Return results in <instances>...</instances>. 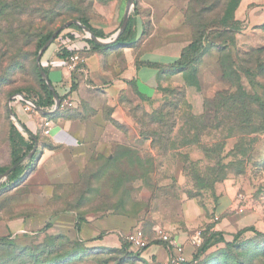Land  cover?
Instances as JSON below:
<instances>
[{"label": "rangeland", "instance_id": "obj_1", "mask_svg": "<svg viewBox=\"0 0 264 264\" xmlns=\"http://www.w3.org/2000/svg\"><path fill=\"white\" fill-rule=\"evenodd\" d=\"M240 2L191 0L188 15L200 30L224 28L230 21L232 24ZM112 4L113 0H0V139L11 123L17 125L8 113V105L11 107L13 101L20 99L19 94L28 99L25 94L43 93L38 71L43 53L40 51L52 33L62 25L60 31L67 26L83 31L75 22L65 25L80 18L90 24L93 20H108ZM97 6L105 12H98ZM235 27L233 34L215 36V42L227 45L224 57H238L239 67L251 69L255 84L242 88L226 63L232 83L224 94L205 100L199 114L184 105L185 110L176 116L171 105L146 112L140 95L132 91L112 104L105 94L86 82H70L67 101L71 104L63 110L70 119L87 118L92 123L90 130L94 131L82 146L70 151L77 166L74 179L53 180L39 194L29 182L35 170H27L17 183L0 191V214L4 219L39 220L48 216L50 221L41 229L0 236V264H143L128 250L121 236L124 231L119 235V245H92L69 234L50 233L48 226L65 217L73 220V229L78 230L81 223L103 216L116 215L127 220L128 216L139 217L162 198L163 204L172 205L174 196L180 193L170 187V180L161 177L168 172L164 167L168 159L163 157L196 142L199 129L211 125L224 126L226 132L222 136L232 138L228 146L233 139L243 138L247 148L234 155L242 162L225 170V166H219L215 172L218 176L227 172L237 187L235 204L220 214L210 212L209 230L205 224L193 227L191 236L197 230H201V236L199 243L192 245L187 264H264V70L257 69L255 61L259 55L250 51L264 46V22L255 27L258 29L254 47V41L238 39L240 26ZM260 57H264V52ZM177 121L180 125L176 127ZM23 157L19 163L26 161ZM188 183L195 187L197 180ZM224 219L226 223L221 224ZM139 224L147 235L143 222ZM211 231L221 235L214 238L205 252L198 253Z\"/></svg>", "mask_w": 264, "mask_h": 264}, {"label": "crops", "instance_id": "obj_2", "mask_svg": "<svg viewBox=\"0 0 264 264\" xmlns=\"http://www.w3.org/2000/svg\"><path fill=\"white\" fill-rule=\"evenodd\" d=\"M189 1L134 0L129 9L128 0H113L111 18L92 21L91 25L102 32L101 36H97L99 40L92 39L84 30L67 26L56 39L49 42L40 60L54 91L61 100L68 98L70 82L81 80L105 94L112 104H117L123 95L132 91V94L140 95L144 110L150 113L173 99L172 92L181 88L184 92L182 101L192 113L199 114L205 100L228 89L230 84L223 76L220 53L213 46H206L196 62L191 65L183 69L172 67L179 60L182 50L196 35L194 27L187 20ZM97 7L98 12H105L101 6ZM126 12L128 19H131L129 39L127 37L125 41L118 43L117 39L121 34L115 40L114 37ZM235 19L241 22L238 25V39L246 43L254 41V47L255 32L258 29L255 27L264 22V0L260 3L255 0H241L235 12ZM68 34L73 37H68ZM203 43L206 44V41ZM94 44L99 46L94 47ZM63 51L72 52L69 55L77 53L83 58L78 70L71 72L68 67L69 55H59ZM74 75H77L76 79ZM242 82L249 84L245 75L242 76ZM53 104L50 107L36 104L38 108L25 109L24 102L18 99L11 105L18 130L26 139L31 138L29 133L33 134L37 141L33 156H24L26 161L23 163L31 162L30 170L35 171L29 176L30 187L39 194L50 186L48 184L53 180L74 179L77 166L70 151L82 146L83 142L89 139L90 132L94 131L90 130L92 123L90 124L87 118L70 119L63 107L53 110ZM183 110L180 106L176 114L180 115ZM45 120H50L48 133L44 132L47 127ZM178 123L177 121L176 127L180 125ZM225 132L226 129L221 125L203 127L196 142L178 147L163 157L168 159L167 163L164 162L168 172L161 174V177L170 180V187L179 189L180 193L174 196L172 205L163 204L160 201L164 200L162 198L139 217L128 216L127 220L116 215L103 216L81 223L78 230L73 229V220L59 217L48 226L50 233L69 234L74 239L92 245H119L121 231L127 233L137 226L143 228L139 224L143 222L150 244L139 251L137 261L143 264H157L167 261L168 250L154 233L156 223L177 236L186 256L189 257L193 248L190 240L193 227L212 225L211 216L208 215L210 212L214 210L216 214H220L235 204L237 187L233 185L229 175L214 179L213 172H210L213 166H219L222 162L227 163L232 159L230 155L235 147H238L237 139H233L232 144L228 146L229 139L232 138L222 136ZM98 133L97 130L96 134ZM11 162V145L7 130L5 137L0 139V167H9ZM187 165H195L197 172L188 170ZM196 175L201 178L208 177L212 184L189 186L188 182L196 180ZM7 181L8 176L2 177L0 185ZM189 188L192 190H188ZM3 216L0 214V236L22 234L50 224L48 216L39 220L4 219ZM225 223L226 219L221 222ZM34 224L38 225L34 227ZM128 250L136 251L131 246Z\"/></svg>", "mask_w": 264, "mask_h": 264}, {"label": "trees", "instance_id": "obj_3", "mask_svg": "<svg viewBox=\"0 0 264 264\" xmlns=\"http://www.w3.org/2000/svg\"><path fill=\"white\" fill-rule=\"evenodd\" d=\"M190 3H191V0L189 1V7H188V11H187V20L194 27L196 35H195V38L193 39V41L191 43H189L182 50L179 60L176 61L175 64L172 65V67H175L176 69H183V68L191 65L192 63L196 62V60L200 56L202 50L206 46H213L220 53L219 59H220V64H221L222 70H223V76L229 82V84H231L232 82L228 79V76H227V68L228 67H227L226 63H228L230 66L229 68L232 69V72H233L234 77H235L234 81L236 83H238L240 86H242V88H246L245 84L242 82V76L245 75L250 86L252 87V85L255 83L253 82V79L251 78L252 77L251 76V73H252L251 69H249L248 67H245V66L239 67L237 64L238 61L236 60L238 58L236 54H235V56L237 57L236 59L232 58L233 56L230 58L229 55H228L229 57H224V55H226L224 53H226L225 51H226L227 45H223V44L219 45L215 42V38H216L215 36H217L218 38H221V37L223 38V35H225L226 33H232L233 34V32H235V30H236L235 26L239 25V22L236 21V19L234 18L235 20L233 19V22H232L234 28H233V26L231 27L232 24L230 25V23H231V21H230L229 24L226 25L224 28H219V29L211 28L208 31L205 28L200 30L197 28V25L194 24L189 18L188 12L190 9ZM79 21L84 26H86L94 35H96V36L102 35V32L95 29L87 21V19L80 18ZM70 26H72V25H70ZM75 27H77V26H75ZM130 30H131V19L129 18L128 22H127V26L125 27V29L121 33V35L118 37L117 42L121 43V42L125 41L127 39V37L129 39ZM60 32H62V31H60ZM60 32L56 35V37L58 35H60ZM67 36L73 37L72 34H68ZM204 41H206V44L203 43ZM98 46H99L98 44H94V47H98ZM250 51L255 52V54L259 55V57L257 56L256 61H255L257 64V69L264 70V57H260L261 52H264V46H260V47H257L255 49H251ZM70 53H72V52L63 51L59 55L66 57ZM240 65H243V63H241V61H240ZM44 71H45V69H44ZM39 78H40L43 93H41L40 95H36V96H33V95L27 96L25 94V97L33 100L36 104H38L40 106L50 107L54 103L53 93L48 88L45 81L42 79L40 73H39ZM227 90L228 89L218 92L214 97L219 96L220 94H224ZM183 93H184L183 89H181V88L175 89L172 92L173 99L164 103L158 109H160V108L162 109V108H165V107H168L171 105V106H173V110H174V113L176 116L177 115L176 110L179 109L180 106L182 108H183V105L187 106V104L182 101L183 100L182 99ZM59 99H61V98H59ZM186 108H188V107H186ZM211 126H214V125H211ZM201 128H203V127H201ZM200 129H199V131H200ZM199 131H198V135H199ZM229 131H230V128H229L228 132ZM8 139H9L10 145H11V154H12L11 165L21 161L22 157L24 155H26V153H28L29 150H31L33 145H34V141L31 138H28V139L24 138V136L18 130L16 125H14L13 123L10 124L9 129H8ZM197 139H198V137H197ZM246 148H247V145L245 144L243 138L239 139L238 140V147L236 146L234 151L230 155V157L233 156L232 159H229V161L227 163L222 162L219 165L220 168L222 169V166H225L224 167V170H225L226 167H229V165H231V164H236V162L237 163L242 162V160L238 159V156L234 157V155L238 154L237 152H239V150H241L240 152L242 153V150H244ZM31 166H32V164L30 163V161L27 163H18L8 174V181L3 182L0 185V191H2L5 188L9 189L10 186L17 183L20 180V178L25 175L26 171L31 169ZM191 166H194V168H193L194 170L192 169L190 171L196 173L197 172L196 166L195 165H191ZM219 166H213L210 170L211 173L213 172V175L215 177L214 179L222 178V177L226 176V174H227V172L226 173L224 172L223 175H221V176L216 175L215 172L217 173V169ZM7 168L8 167H0V174L3 173ZM195 177L197 180V185H199V186L204 185L205 182H212V180L208 179V177L201 178L200 175H196ZM205 185H207V184H205ZM211 226L212 225L207 226V229L209 230ZM205 230H206V228H205ZM220 235H221L220 232L211 231L209 233V236L205 237L203 244L198 248V253L205 252L208 249V247L210 246V244L214 241V238L219 237ZM125 244L129 248V244H127V243H125ZM133 252L135 255L139 254V251H133ZM186 264H187V262H186Z\"/></svg>", "mask_w": 264, "mask_h": 264}, {"label": "built area", "instance_id": "obj_4", "mask_svg": "<svg viewBox=\"0 0 264 264\" xmlns=\"http://www.w3.org/2000/svg\"><path fill=\"white\" fill-rule=\"evenodd\" d=\"M83 62V58L78 55L77 53H73L68 56V67L71 70V72H74L78 70L81 67V64ZM24 102V108L30 109L34 107V101L20 98ZM71 103L67 101V98H64L63 100L60 99V105L59 108L64 107L66 105H70ZM50 120H45L44 124L47 126L44 129L45 133L49 132L48 124ZM215 218L217 216L215 215ZM154 233L157 236L159 240H161L168 250V259L165 262H158L157 264H185L188 261V257L185 254L184 247L182 243L178 241V238L175 234L170 233L166 229H164L162 226H155L154 227ZM201 236V230H197L195 234L191 238L192 244L199 243ZM124 241L129 244V246L136 249V251H141L145 249L149 245V238L146 235L145 231L141 226L135 227L130 232H127L124 234Z\"/></svg>", "mask_w": 264, "mask_h": 264}, {"label": "water", "instance_id": "obj_5", "mask_svg": "<svg viewBox=\"0 0 264 264\" xmlns=\"http://www.w3.org/2000/svg\"><path fill=\"white\" fill-rule=\"evenodd\" d=\"M133 1H134V0H128V7H129V9H130L131 6L133 5ZM73 22L77 23V25H78L81 29H83L85 32H87V33L89 34V36H90L92 39H94V40H99V38H98L97 36H95V35H94V34H93V33H92V32H91L86 26H84L82 23H80V21H77V20L68 21L65 25H68V24L73 23ZM127 22H128V12H126V14H125V16H124V18H123V20H122V23H121V25H120V27H119V29H118V31H117L115 37H114V40H115V39H116V38H117V37H118V36L124 31L125 27L127 26ZM62 27H64V25L60 26L56 31H54V32L52 33V35H51L49 41L47 42V44H49V42L55 38V36H56V35L58 34V32L62 29ZM114 40H113V41H114ZM47 44H45V45L42 47L40 53L43 52V51L45 50V48L47 47ZM39 59H40V54L37 56V61H39ZM38 71H39L41 77L45 80V82H46L48 88H49V89L52 91V93H53V98H54L53 110H56V109L59 108V105H60V99H59V96H58V94L54 91V88H53L52 84L50 83V81H49V79H48V76H47L46 72L44 71V69H43L41 66H38ZM19 96H20V98H24V97H23L22 95H20V94H19ZM8 102H9V101H8ZM34 107L38 108V106H37L35 103H34ZM8 113H9L11 119L15 121V116H14V113H13L11 107H10V104L8 105ZM29 134H30L32 140L34 141V145H33L32 149L29 151V153L27 154V156H26L25 158H27V157H31V156L34 154V152H35V150H36V146H37V141H36L35 136H34L33 134H31V133H29ZM19 162H20V161H19ZM19 162L12 164V165L9 166V167H8L3 173H1V174H0V179H1L2 177H6V176H8V174L10 173V171H11V170H12V169H13V168H14Z\"/></svg>", "mask_w": 264, "mask_h": 264}]
</instances>
